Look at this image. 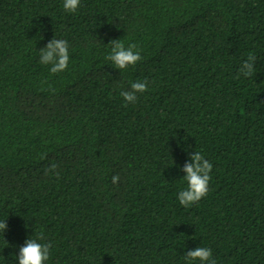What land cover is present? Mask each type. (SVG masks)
<instances>
[{
  "label": "trees",
  "instance_id": "obj_1",
  "mask_svg": "<svg viewBox=\"0 0 264 264\" xmlns=\"http://www.w3.org/2000/svg\"><path fill=\"white\" fill-rule=\"evenodd\" d=\"M63 2L0 0V264L41 230L45 264H185L199 246L264 264V0ZM55 37L70 57L57 74L40 63ZM113 40L142 61L115 68ZM137 80L148 91L126 107ZM196 151L210 190L185 207Z\"/></svg>",
  "mask_w": 264,
  "mask_h": 264
},
{
  "label": "clouds",
  "instance_id": "obj_2",
  "mask_svg": "<svg viewBox=\"0 0 264 264\" xmlns=\"http://www.w3.org/2000/svg\"><path fill=\"white\" fill-rule=\"evenodd\" d=\"M81 0H64L63 8L66 12L75 13L80 6ZM112 50L105 58L110 60L115 68L120 71H126L129 67H135L143 57L141 50L136 44H130L125 47L120 40L111 42ZM69 44L67 40L57 39L56 37L47 44V47L40 50V63L42 65H51L50 71L53 74L63 72L69 64ZM256 56L249 53L247 59L239 68L240 76L250 78L255 71ZM239 78V77H238ZM54 91V89H52ZM148 91V82L135 81L131 82L130 90L121 91L125 106L134 104L138 100V93L143 94ZM57 165L53 163L46 168V174L59 175ZM186 172L183 180L187 182V187L178 194L179 203L182 206L190 207L206 197L210 190L211 173L213 164L205 158L202 152L196 151L191 155V162L186 164L182 169ZM119 176H113L112 182L119 183ZM6 221H0V230H7ZM44 233L41 230L35 235V238L26 240L24 246L19 249V264H45L50 258L51 243L44 241ZM217 264L213 258V252L208 247H197L195 250L188 251L185 255V264Z\"/></svg>",
  "mask_w": 264,
  "mask_h": 264
}]
</instances>
